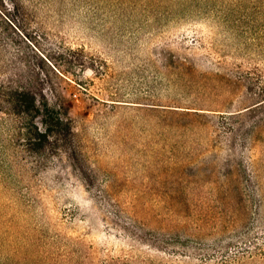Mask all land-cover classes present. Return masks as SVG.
I'll return each instance as SVG.
<instances>
[{"label":"rangeland","instance_id":"obj_1","mask_svg":"<svg viewBox=\"0 0 264 264\" xmlns=\"http://www.w3.org/2000/svg\"><path fill=\"white\" fill-rule=\"evenodd\" d=\"M0 8V81L73 120L1 128L0 264H264V0Z\"/></svg>","mask_w":264,"mask_h":264},{"label":"trees","instance_id":"obj_2","mask_svg":"<svg viewBox=\"0 0 264 264\" xmlns=\"http://www.w3.org/2000/svg\"><path fill=\"white\" fill-rule=\"evenodd\" d=\"M0 18L2 19L1 16ZM3 38L0 22V55L4 50ZM2 67L0 64V71ZM16 77L18 78L11 77L9 81H0V109L10 116L6 119H0V129L4 127L9 130L11 144L16 149L26 144L33 151H37L44 148L46 143L51 142V135L54 131L63 128L73 131V120L70 117H64L59 109L52 106L46 98L39 100L34 90L26 85L17 74ZM248 87L254 91L253 95L262 98L238 113L245 112L247 114L264 107V85H259L253 81L248 84ZM193 112L196 114L205 113L197 109ZM39 117L41 118V125L37 121ZM262 123H264V116H260L254 122V127L261 126ZM231 129L229 130L231 131ZM0 132H3V129ZM21 139H24L26 143L22 144ZM242 183L243 180L240 179L239 186H242Z\"/></svg>","mask_w":264,"mask_h":264}]
</instances>
